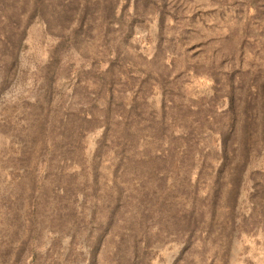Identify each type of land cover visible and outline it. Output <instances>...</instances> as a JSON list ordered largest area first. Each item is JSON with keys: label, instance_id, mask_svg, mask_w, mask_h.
Returning <instances> with one entry per match:
<instances>
[{"label": "rangeland", "instance_id": "374dc122", "mask_svg": "<svg viewBox=\"0 0 264 264\" xmlns=\"http://www.w3.org/2000/svg\"><path fill=\"white\" fill-rule=\"evenodd\" d=\"M109 1L0 0V264H264V0Z\"/></svg>", "mask_w": 264, "mask_h": 264}, {"label": "trees", "instance_id": "16d2710c", "mask_svg": "<svg viewBox=\"0 0 264 264\" xmlns=\"http://www.w3.org/2000/svg\"><path fill=\"white\" fill-rule=\"evenodd\" d=\"M88 1V0H87ZM101 1V0H100ZM112 1L113 0H110L109 2V4H111V6L106 10V17L107 18H113V19H115L114 18V4H112ZM84 15H85V10H82V13L80 14V18L81 19H83L84 18ZM243 142L244 141H242L241 142V147L243 148V152L245 153V154H243V156H242V158H243V163H242V165L240 166V169L242 170V168L244 167V164H245V161L247 160V156H248V153H247V149H246V145H243ZM241 170H239L238 171V174H237V179L235 180V183H234V187H235V189H236V187L238 186V184H239V182H240V173H241Z\"/></svg>", "mask_w": 264, "mask_h": 264}]
</instances>
